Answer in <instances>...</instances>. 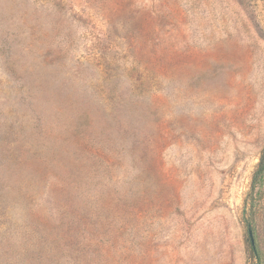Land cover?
Wrapping results in <instances>:
<instances>
[{
    "label": "rangeland",
    "instance_id": "1",
    "mask_svg": "<svg viewBox=\"0 0 264 264\" xmlns=\"http://www.w3.org/2000/svg\"><path fill=\"white\" fill-rule=\"evenodd\" d=\"M263 149L264 0H0V264H264Z\"/></svg>",
    "mask_w": 264,
    "mask_h": 264
},
{
    "label": "trees",
    "instance_id": "2",
    "mask_svg": "<svg viewBox=\"0 0 264 264\" xmlns=\"http://www.w3.org/2000/svg\"><path fill=\"white\" fill-rule=\"evenodd\" d=\"M264 181V149L261 151L260 156L258 158L257 166L252 173L251 181H250V188L249 192L247 193L246 199L244 200V210L243 213L246 214V212L251 213L253 209L255 208L256 203V195L258 193L255 192V189L258 185H260ZM250 227L252 230V227L249 222H247V227ZM251 246V245H250ZM251 250L253 252L254 257H258L256 248L253 249L251 247Z\"/></svg>",
    "mask_w": 264,
    "mask_h": 264
},
{
    "label": "water",
    "instance_id": "3",
    "mask_svg": "<svg viewBox=\"0 0 264 264\" xmlns=\"http://www.w3.org/2000/svg\"><path fill=\"white\" fill-rule=\"evenodd\" d=\"M247 233H248V240L250 242V245L253 249H255V243H254V237L251 228L247 227Z\"/></svg>",
    "mask_w": 264,
    "mask_h": 264
}]
</instances>
